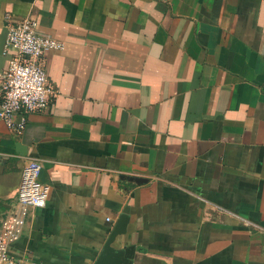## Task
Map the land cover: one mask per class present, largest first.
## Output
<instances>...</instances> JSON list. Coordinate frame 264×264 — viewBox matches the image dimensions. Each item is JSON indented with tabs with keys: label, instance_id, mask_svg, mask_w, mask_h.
Returning a JSON list of instances; mask_svg holds the SVG:
<instances>
[{
	"label": "crops",
	"instance_id": "crops-1",
	"mask_svg": "<svg viewBox=\"0 0 264 264\" xmlns=\"http://www.w3.org/2000/svg\"><path fill=\"white\" fill-rule=\"evenodd\" d=\"M29 14L62 48L47 109L0 120V223L28 160L51 186L11 253L95 264L129 207L134 264H264V0H0V74Z\"/></svg>",
	"mask_w": 264,
	"mask_h": 264
},
{
	"label": "built area",
	"instance_id": "built-area-1",
	"mask_svg": "<svg viewBox=\"0 0 264 264\" xmlns=\"http://www.w3.org/2000/svg\"><path fill=\"white\" fill-rule=\"evenodd\" d=\"M8 21L7 46L15 52L9 68L0 74V120L16 135H22L29 114L43 112L57 95L49 83L45 55L62 44L38 33V23L29 14L18 22ZM42 165L26 162L18 189V206L0 223V264H37L11 253V245L22 236L30 211L47 204L51 186L40 180Z\"/></svg>",
	"mask_w": 264,
	"mask_h": 264
},
{
	"label": "water",
	"instance_id": "water-1",
	"mask_svg": "<svg viewBox=\"0 0 264 264\" xmlns=\"http://www.w3.org/2000/svg\"><path fill=\"white\" fill-rule=\"evenodd\" d=\"M124 180L142 185L148 180L140 177L122 176ZM130 223V208L126 207L115 224L104 248L95 264H134L135 246L118 247L119 238L126 235Z\"/></svg>",
	"mask_w": 264,
	"mask_h": 264
}]
</instances>
